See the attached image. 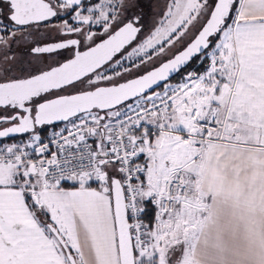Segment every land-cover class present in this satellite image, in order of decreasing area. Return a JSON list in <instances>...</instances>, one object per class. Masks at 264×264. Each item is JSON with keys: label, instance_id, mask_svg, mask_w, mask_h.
<instances>
[{"label": "crops", "instance_id": "crops-1", "mask_svg": "<svg viewBox=\"0 0 264 264\" xmlns=\"http://www.w3.org/2000/svg\"><path fill=\"white\" fill-rule=\"evenodd\" d=\"M204 55L206 66L193 69L168 112L146 122L199 132L197 120L215 103L225 112V140L201 145L177 132L136 135L144 182L156 185L182 165L189 187L197 190L173 212L155 209L154 227L162 218L167 229L178 224L182 247L197 264H264V0H239L236 20ZM46 137V130H36L23 138ZM107 138L106 132L92 133L101 156ZM176 141L186 144L179 148ZM115 177L120 179L115 162L105 159L93 177L61 183L31 164L0 162V264H70L49 223L78 264H120L111 200Z\"/></svg>", "mask_w": 264, "mask_h": 264}, {"label": "water", "instance_id": "water-1", "mask_svg": "<svg viewBox=\"0 0 264 264\" xmlns=\"http://www.w3.org/2000/svg\"><path fill=\"white\" fill-rule=\"evenodd\" d=\"M8 18L17 25L43 22L57 15L50 0H2ZM235 0H214L207 18L193 38L170 57L146 71L116 83L100 84L71 93H59L32 103L38 97L78 81L104 66L129 45L142 25L138 17L128 19L95 42L79 47L77 37L61 38L34 45L33 52H47L73 45L70 56L47 68L22 77L0 80V108L14 110L0 114V139L33 131L45 124L66 121L79 113L97 109L100 118L137 96L147 93L172 78L210 44L226 22ZM5 124H1V123ZM111 200L120 264H135L124 191L119 178L111 180ZM60 242L70 264H78L57 228L48 224Z\"/></svg>", "mask_w": 264, "mask_h": 264}, {"label": "rangeland", "instance_id": "rangeland-1", "mask_svg": "<svg viewBox=\"0 0 264 264\" xmlns=\"http://www.w3.org/2000/svg\"><path fill=\"white\" fill-rule=\"evenodd\" d=\"M212 1L88 0L73 12L70 6L74 4L56 1L54 5L58 9L59 17L24 26L12 23L7 16L9 9L2 2L0 80L35 73L72 54V46L47 52H33L31 47L34 43L47 39L77 37L81 39L80 45L86 46L125 22L135 12L140 14L142 27L129 45L92 74L51 91L49 95L71 93L125 80L157 65L190 41L207 18ZM238 7L239 0L233 6L229 24L237 16ZM11 23L13 25H9ZM0 110L2 112L5 109ZM110 110H106V114ZM185 144L176 141V147H184ZM148 231V242L138 248V257L153 260L155 264H197L182 247L180 241L184 233L178 224L173 229H167V221L162 218L160 224L155 227L153 225Z\"/></svg>", "mask_w": 264, "mask_h": 264}, {"label": "built area", "instance_id": "built-area-1", "mask_svg": "<svg viewBox=\"0 0 264 264\" xmlns=\"http://www.w3.org/2000/svg\"><path fill=\"white\" fill-rule=\"evenodd\" d=\"M192 72L188 69L131 99L117 107L112 116L100 118L99 110L91 109L57 125H50L45 139L22 138L0 143V162L31 164L42 170L47 180L61 183L73 177L91 178L99 169L101 159L114 161L124 191L133 245L137 249L143 247L149 239L144 219L145 203L149 202L161 213H169L197 190L189 187L182 165L171 170L156 185L144 182V162L138 158L136 135L139 132L149 135L161 131L177 132L184 140H200L201 145L207 140H225L222 135L225 112L215 103L197 120L199 132L146 122L151 115L168 112ZM99 131L106 132L108 136L104 156L98 153L99 144L95 146L92 143V133Z\"/></svg>", "mask_w": 264, "mask_h": 264}, {"label": "trees", "instance_id": "trees-1", "mask_svg": "<svg viewBox=\"0 0 264 264\" xmlns=\"http://www.w3.org/2000/svg\"><path fill=\"white\" fill-rule=\"evenodd\" d=\"M88 0H81V2L79 3V4H77V5H72V6H70L71 7V11L73 12L76 8H78L79 6H83V5H85V3L87 2ZM92 1V0H91ZM214 1V0H213ZM213 1H212V3H213ZM236 1L237 0H235L234 1V3H233V5H232V8H231V11H230V14H229V16L227 17V19H226V22H225V24L223 25V27L220 29V31L218 32V33H216L215 35H213L212 37H211V40H210V44L208 45V47L203 51V53H201V54H197L196 56H194L191 60H190V62L188 63V64H186V66H184L183 68H181V70L179 71V72H177L172 78H170V79H173V78H175L176 76H178L179 74H181L182 72H184V71H186V70H188V69H194V70H196V71H201L205 66H206V64H207V57L204 55L205 54V52L207 51V49L209 48V47H211L213 44H214V42L218 39V37H219V34L221 33V31L229 24V18H230V16H231V13H232V11H233V6H234V4L236 3ZM2 3V0H0V4ZM53 4V3H52ZM55 6V5H54ZM56 7V6H55ZM57 8V7H56ZM0 12L1 13H3L2 12V9L0 10ZM3 15V14H2ZM3 16H5V15H3ZM60 16V14H59V12H57V15L55 16V17H53V18H51V19H54V18H57V17H59ZM51 19H49V20H51ZM45 21H47V20H45ZM45 21H43V22H45ZM13 23V22H12ZM9 24V25H13V24ZM15 25H17V24H15ZM17 26H24V25H17ZM92 74V73H91ZM90 75V74H89ZM160 86V85H159ZM159 86H157V87H159ZM156 87V88H157ZM155 89V88H154ZM52 91H55V90H52ZM51 92V91H50ZM50 92H48V93H46L45 95H42V96H40V97H38L36 100H34L32 103H35L36 101H38V100H41V99H44V98H47V97H50V96H52V95H49V93ZM130 100H128V101H126L125 103H123V104H121V105H119V106H123V105H125L127 102H129ZM3 109H5V110H3V111H8L9 109L8 108H3ZM2 111V112H3ZM10 111V110H9ZM0 113H1V110H0ZM73 118V117H72ZM71 119V118H70ZM63 122V121H62ZM59 123H61V122H58V123H52V124H45V125H42V126H38V127H36L33 131H29V132H25V133H22V134H19V135H15V136H13V137H9V138H2V139H0V143H3V142H9V141H12V140H15V139H19V138H23V137H25V136H27V135H29V134H31L32 132H34V131H36V130H39V131H42V130H46L47 131V129H48V127L50 126V125H57V124H59ZM144 219H145V222H146V226L149 228V229H151L152 227H153V225H154V222H155V207L152 205V204H150L149 202H146L145 203V212H144ZM135 254H137V251H136V249H135ZM139 263L140 264H155L154 263V261L153 260H149V259H145V257H142L141 256V258H140V260H139Z\"/></svg>", "mask_w": 264, "mask_h": 264}, {"label": "flooded vegetation", "instance_id": "flooded-vegetation-1", "mask_svg": "<svg viewBox=\"0 0 264 264\" xmlns=\"http://www.w3.org/2000/svg\"><path fill=\"white\" fill-rule=\"evenodd\" d=\"M9 11V10H8ZM8 11H7V13H8ZM140 16V14H137V13H135V12H132V14L127 18V20L128 19H133L134 17H138V21H136V23H140V21H139V17ZM54 40H56V39H54ZM80 40L81 39H79V47L81 48V47H84V46H81L80 45ZM49 41H51V40H49ZM47 42V41H46ZM40 43H43V42H36V43H34L33 44V46L34 45H39ZM33 46L31 47V48H33ZM70 46H72V52H73V50H74V46L73 45H70ZM14 110H8V111H3V112H1L0 114H5V113H7V114H10L11 112H13ZM1 124H5L4 122L3 123H1ZM136 249V251H137V254H135V264H138L139 263V258L141 257H138V249L137 248H135ZM135 253V252H134Z\"/></svg>", "mask_w": 264, "mask_h": 264}]
</instances>
